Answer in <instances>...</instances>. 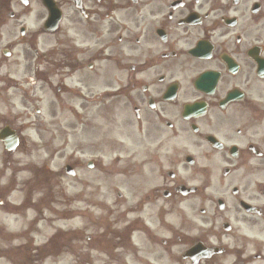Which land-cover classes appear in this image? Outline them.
Listing matches in <instances>:
<instances>
[{
    "label": "flooded vegetation",
    "instance_id": "af4514ba",
    "mask_svg": "<svg viewBox=\"0 0 264 264\" xmlns=\"http://www.w3.org/2000/svg\"><path fill=\"white\" fill-rule=\"evenodd\" d=\"M37 1L0 0L2 15L13 19L10 4L27 10ZM44 35L43 51L23 34L0 55L28 72L24 101L38 89L60 101L61 168L78 179L92 235L32 236L49 220L41 189L60 179L50 170L51 140L38 130L0 158V207L21 187L33 212L25 241L5 256L77 250L92 264H264V0H63L58 28ZM0 83V126L20 134V101L6 96L17 83L2 75ZM22 172L29 177L16 184Z\"/></svg>",
    "mask_w": 264,
    "mask_h": 264
},
{
    "label": "rangeland",
    "instance_id": "374dc122",
    "mask_svg": "<svg viewBox=\"0 0 264 264\" xmlns=\"http://www.w3.org/2000/svg\"><path fill=\"white\" fill-rule=\"evenodd\" d=\"M59 7L62 8L63 0H56ZM10 11L13 12V19H9L6 15H2L3 10L2 6H0V50L8 49L9 45H12L14 41L20 39L18 34L19 28L25 29V38L22 42L26 44L29 43V39L26 38V35L32 36V42H36L38 48L43 51L45 46L49 44L47 38L44 34H41L39 29L42 26V23L45 19V15H43V10L39 6L38 1L32 2L29 6V9L23 10V8L17 3L10 4ZM31 12L30 15H22V13ZM33 34L38 35V37ZM23 49V45L16 46L14 48V53L20 52ZM0 60L4 63V66L0 70V75H5L10 78V81H15L17 83L14 90H8L7 97H16V101H20V108L15 109L14 115L19 118L17 122V126L26 129L23 135L25 137H32L37 133V130H41L42 135H44V139L51 140L50 149H48V154H52V163L50 164V170L52 172H57L58 177L53 181V185L49 186L46 189H41L40 194L49 193L50 196L44 202V209L49 212H44V218L49 219L47 223L37 226V232L33 234L37 242H44L47 238L50 237L51 234L54 233L55 230L61 229L62 231L66 230H81L85 229V235H92V227L85 219V215L87 211H89L86 207V200L83 203H80L77 200L76 193L78 191V179H65L62 171L63 158L61 153V130H62V113L60 110V101H54L49 95L43 93L40 89L35 93V97L33 98L34 102L30 103L29 101H24L29 96L31 91L30 86V76L28 72L23 68L22 64L20 66L15 67L13 64V58L10 60H5L0 55ZM4 86H12V82ZM19 86V88L17 87ZM39 87H43V85H38ZM0 87L3 89V85L0 83ZM6 90V89H5ZM9 93H14L9 96ZM4 96V95H3ZM20 97V99H19ZM56 104L54 112L50 110L52 106ZM26 109V110H25ZM39 111V114H35V110ZM7 111L5 107L0 106V115H6ZM13 116V115H12ZM32 125V126H30ZM73 149L70 146V151ZM44 153V152H43ZM109 155L110 152H109ZM17 157H20L24 161H34L35 155L32 153L30 157L28 154L17 153ZM93 160L91 158V154H87L85 156L86 160ZM85 181L91 182L92 172H88L86 169H83ZM29 177L28 173H20L16 175V181L18 183L24 181ZM80 178V175L78 176ZM69 187L68 190V202H64L62 200V183ZM65 185V186H66ZM92 187V184H91ZM39 195V194H36ZM24 198V193H16L14 192L8 199V203L11 205H19ZM38 198V196H34V199ZM33 201V198H32ZM84 206V207H82ZM26 206L24 209L20 211H15V209L3 208L0 209V264H92V259L89 261L86 259H80L79 255L75 250L74 254H61L58 257H48L45 259H36L30 260L26 259V257H6L4 254V250L12 247L13 245L25 241L22 238L15 239V241L11 242V239H8L9 235L15 233L20 235V233L26 228L28 224V219H31L33 216V212L27 211ZM26 210V211H25ZM70 211H77V216L71 220H63L62 216L68 214ZM91 213V212H90ZM11 218V219H10ZM92 257V255H91Z\"/></svg>",
    "mask_w": 264,
    "mask_h": 264
},
{
    "label": "water",
    "instance_id": "95a60500",
    "mask_svg": "<svg viewBox=\"0 0 264 264\" xmlns=\"http://www.w3.org/2000/svg\"><path fill=\"white\" fill-rule=\"evenodd\" d=\"M42 3L44 7L48 11V20L44 25V28L46 29H54L56 26V23L59 21V11L55 7V4L52 0H42ZM0 140H4V135L0 137Z\"/></svg>",
    "mask_w": 264,
    "mask_h": 264
}]
</instances>
